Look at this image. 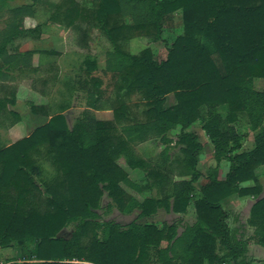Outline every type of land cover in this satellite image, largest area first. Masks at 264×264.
<instances>
[{"label":"trees","instance_id":"16d2710c","mask_svg":"<svg viewBox=\"0 0 264 264\" xmlns=\"http://www.w3.org/2000/svg\"><path fill=\"white\" fill-rule=\"evenodd\" d=\"M18 1L30 3L10 6ZM37 6L49 18L28 28ZM177 14L182 33L167 47L166 59L158 60L151 48L137 55L127 50L138 37L164 43ZM1 20L0 82L11 79V70L43 72L35 57L60 56L21 50L42 39L45 24L98 27L110 49L103 69L108 84L95 75L97 61H85L75 88L87 93L88 105L71 129L63 113L32 105L49 121L10 146L0 142V264L253 263L247 227L264 247V185L257 172L264 170V83L255 87L257 79L264 81V0H95L92 8L75 0H0ZM171 96L175 103L168 105ZM15 102L14 93L0 97V119L11 125L19 116L7 104ZM105 109L112 121L96 118L94 111ZM242 122L255 132L249 151L238 131ZM198 123L215 161L199 188L204 146L193 131ZM174 130L183 158L171 156ZM152 140L164 146L158 158L137 156L135 147ZM41 158L55 169L51 180L42 179ZM120 159L141 170L143 179L131 181ZM223 162L228 170L220 179ZM176 170L181 178L174 181ZM148 189L157 194L141 202L133 195ZM232 196L256 200L245 224L222 206ZM192 204L193 224L183 225L180 217L172 224L138 223L161 209L186 214ZM133 208L138 215L128 224L106 218L113 209ZM71 225V236L62 237ZM16 249L20 259L12 256Z\"/></svg>","mask_w":264,"mask_h":264},{"label":"rangeland","instance_id":"374dc122","mask_svg":"<svg viewBox=\"0 0 264 264\" xmlns=\"http://www.w3.org/2000/svg\"><path fill=\"white\" fill-rule=\"evenodd\" d=\"M75 1L80 3L85 8H92L93 2L95 0ZM29 3L30 2L28 1H18L11 3L10 6L18 7ZM35 11L36 18L26 20V26L28 28L35 27L39 23H44L49 18V12L44 10V6H37L35 8ZM167 25V30L164 32V43H150L147 40L138 37L133 38L128 43L127 50L131 54L137 55L141 53L144 49L151 48L158 60L166 59L168 50L167 47L170 46L174 42L176 37L182 33L181 16L174 15L173 20H170ZM4 27L5 22L1 20L0 30ZM43 31V37L40 41L26 42L25 44H23L21 50L23 52H25V50H54L60 52V56H40L38 60L36 57L34 58V60L38 61L37 63H35V65H37L44 71L47 69L50 71V73L48 74L50 79L44 71L38 74L32 72L24 74L18 71L11 70L9 74L11 79H9L7 82H0V97L3 98L6 96L8 98H12L14 93L16 102L13 105L8 103L7 108L9 110L15 111L19 116L18 121H14V125H11V122L9 121L6 122L0 119V142L3 146L11 145L12 143L18 140L28 137L29 135H31V133L35 130L36 127L43 124V121H49L48 117L45 119L44 116L41 114H34L31 109L32 105L39 107L47 106L48 112L51 115L63 113L67 119L68 127L70 129L73 127L75 121L82 117V114L86 110L88 105L87 93L81 89L78 90L75 88L78 84L76 83L77 80L81 78L82 71L86 68V60L97 61L99 68L95 72V75L103 78L105 80V84H108V78L104 77L103 69L106 64V53L110 49V44L108 40L104 37V35L100 32L98 27H88L86 25H79L78 29H67L65 27H61L54 24H45ZM263 83V80L257 79L255 81L256 89L261 90L263 88ZM67 84H70L68 88ZM70 87L73 88L69 89ZM112 94L113 92L110 93V96ZM136 101H138V99L134 97L132 103ZM174 103V97H169L167 104L172 105ZM62 107L68 108L61 111ZM35 116L40 119L36 120ZM96 116L97 118L102 119L100 121H103V119L107 120L113 118L112 111H101L96 114ZM41 119L43 121H41ZM13 127H17V129L9 131ZM193 131L198 134L199 140L204 146V149L201 153L202 158L201 163L199 164V168L201 172L207 173L208 171L206 170H208L211 165L214 166V147L209 141L208 137L205 135V132L202 130L201 124H196L193 128ZM238 131L240 134H242L243 137V144L245 146L243 150L246 151L250 150V148H253L255 132H253L245 122H242V125L238 127ZM177 133L178 130H174L169 134V137L173 140V143L170 146V152L172 158L174 159H176L177 157L183 158L182 152L180 151V147L176 145ZM161 150L163 149H161L160 146L157 145V143H155L154 141L148 143V145L145 146H139L137 148L135 147L137 156L145 160H156L159 154L162 152ZM123 162V159L119 160V163L123 167H125L126 169L129 168ZM39 164L42 168V179L51 180L55 176V169L52 164L43 158L39 159ZM223 170L224 169L222 168L221 172H227V169H225V171ZM141 172H139V177L144 176ZM257 172L263 175V177H261V181L264 185V170L259 169ZM173 175L175 179H179L180 175L177 170L173 173ZM203 183H205V180H203L202 183L199 182L197 187L199 188ZM146 192L148 196V190H146ZM147 196L144 195L140 198L136 196V199L141 202L143 198ZM237 198L238 197L236 196L235 200ZM107 202H110V200L105 198L104 203L106 204ZM228 202L229 206H233V201L230 200ZM243 204V206H246V203ZM243 208L244 207H242L241 209L243 210ZM241 212V214L244 213V211ZM229 213L231 215L230 211ZM137 215V208H133L130 212L127 213H121L117 209H113L112 211H110L109 214L106 215V218L114 219L121 224H128L132 221H135ZM178 218L179 217L176 218L173 216H169L168 214L163 215V213H161L160 215L157 214L150 220L140 219L138 220V223L146 224L149 222L161 225V223L167 222L169 224H172L173 222H176ZM249 230H252V228L250 227ZM72 232L73 225L65 229L61 233V236L69 238ZM248 234H250V232ZM252 244L253 243H251V245ZM255 250L256 249L252 248L250 251L251 253H249V256L253 255L254 257H257V259L259 260L258 263L263 264L264 253L262 254ZM14 254L17 259H20L22 252L19 249H16L12 253V256Z\"/></svg>","mask_w":264,"mask_h":264},{"label":"crops","instance_id":"0c3cea01","mask_svg":"<svg viewBox=\"0 0 264 264\" xmlns=\"http://www.w3.org/2000/svg\"><path fill=\"white\" fill-rule=\"evenodd\" d=\"M178 15V14H177ZM25 51H28V50H25ZM36 58H38V57H36ZM38 60V59H37ZM38 61H36V60H33V64L35 65V63H37ZM102 112H106V111H110L111 112V110H101ZM101 111H94V114H95V116H96V114H98L99 112H101ZM22 116V115H21ZM112 116H113V112H112ZM35 118H36V120L37 119H40V118H37V116H35ZM42 118V117H41ZM45 118V117H44ZM96 118H97V116H96ZM113 118H114V116H113ZM113 118L112 119H107V120H105V119H103V121H111V120H113ZM46 119V118H45ZM98 120H102V119H99V118H97ZM41 121H43L42 119H41ZM48 121H43V124H41L40 126H42V125H44L45 123H47ZM40 126H38V127H40ZM38 127H36V128H38ZM35 128V129H36ZM13 129H17V127L15 128V127H13L12 129H10L9 131H11V130H13ZM19 141V140H18ZM18 141H16V142H18ZM152 141H154L155 143H157V145H159L160 146V148L161 149H164V146L158 141V140H152ZM152 141H149V142H146V143H144V144H140V145H138V146H136V148L137 147H139V146H145V145H148V143H151ZM16 142H14V143H16ZM14 143H12V144H14ZM11 144V145H12ZM8 146H10V145H8ZM245 147V146H244ZM244 147H243V149H244ZM252 148H250V150H251ZM162 151V150H161ZM243 151H245V150H243ZM246 151H249V150H246ZM213 154H214V152H213ZM201 158H202V154L199 156V164L201 163ZM212 158V157H211ZM214 159V158H213ZM124 163V162H123ZM213 163L215 164V161L213 160ZM223 163H225V164H223ZM222 163V168L224 169L223 171H225V169H227L228 170V164H227V162H223ZM125 164V163H124ZM213 164V165H214ZM212 166V165H211ZM128 167V166H127ZM225 167V168H224ZM125 168V167H124ZM198 169L200 170V168H199V165H198ZM125 170L127 171V170H129V171H127L128 172V174H129V178H130V180L131 181H133V182H138V181H140V180H142L143 179V177L144 176H142V177H139L140 175H139V172H141L140 170H137V169H131V168H125ZM226 170V171H227ZM206 171H208V170H206ZM143 175H144V173L143 172H141ZM203 173V175H204V177H202L201 178V180L199 181L200 183H202L203 182V180H205V182L207 181V179L205 178V176L207 175V173L206 172H202ZM225 174H226V172L225 173H223V172H221L220 171V176H219V178L220 179H223L224 178V176H225ZM135 176V177H134ZM171 177V179L172 180H174V181H176V180H179L181 177L179 176V179H175V177H174V175H171L170 176ZM199 182L196 184V186L199 184ZM204 184V183H203ZM157 194V190L156 189H148V196H147V192H146V190L144 191V193H142V194H137V193H133V195L136 197H138V198H140L141 196L143 197L144 195H146L148 198H150V197H152V196H155ZM160 194V193H159ZM262 196H264V194L262 195ZM146 198V197H145ZM195 198V197H194ZM235 198H236V196H232V197H230V198H228V199H226V200H224L223 202H222V206H223V208L225 209V210H229L230 212H231V216L233 217V218H235V219H237L238 220V222H241V223H243V224H245L246 223V220H248V218L250 217V210H251V207L253 206V204L255 203V199L254 198H250V197H247V198H237L236 200H235ZM233 201V206H229L228 204H229V202L228 201ZM243 203H246V206H243L244 204ZM242 207H244L243 208V210L241 209ZM228 208V209H227ZM241 211H244V216H243V214H241L242 212ZM161 213H163V215H169V216H173V217H180V218H182L183 219V221H184V223H183V225H185V224H193L194 222H195V212H194V205L192 204L191 206H190V208L188 209V212L186 213V214H183V215H179V214H175V213H168L167 211H165L164 209H161V210H159V213H157L158 215H160ZM243 217H245V218H243ZM151 218H153V217H151ZM151 218H148V220H150ZM246 219V220H245ZM163 223H167V222H163ZM163 223H161V224H163ZM252 228V227H251ZM250 229V227H247V232H246V238L247 239H249V253H251L250 251H251V249L253 248V249H256L255 251H257V252H259V253H264V247L262 246V245H260L258 242H257V240L255 239V234H254V228H252V230H249ZM250 232V234H248ZM254 237V238H253ZM251 243H253L252 245H251ZM250 256H252V258H253V263L252 264H257L258 262H259V260L257 259V257H254L253 255H250ZM229 264V263H228ZM259 264V263H258ZM264 264V263H263Z\"/></svg>","mask_w":264,"mask_h":264}]
</instances>
